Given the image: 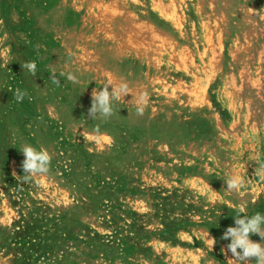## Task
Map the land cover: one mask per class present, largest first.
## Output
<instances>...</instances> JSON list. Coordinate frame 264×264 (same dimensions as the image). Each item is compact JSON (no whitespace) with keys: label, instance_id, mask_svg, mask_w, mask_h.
Here are the masks:
<instances>
[{"label":"rangeland","instance_id":"rangeland-1","mask_svg":"<svg viewBox=\"0 0 264 264\" xmlns=\"http://www.w3.org/2000/svg\"><path fill=\"white\" fill-rule=\"evenodd\" d=\"M108 80L132 92L88 119ZM25 143L53 159L21 184ZM261 165L264 0H0V264H238L221 237L264 214Z\"/></svg>","mask_w":264,"mask_h":264},{"label":"clouds","instance_id":"clouds-1","mask_svg":"<svg viewBox=\"0 0 264 264\" xmlns=\"http://www.w3.org/2000/svg\"><path fill=\"white\" fill-rule=\"evenodd\" d=\"M21 68L23 72H27L32 76L37 75V64L35 61H24L21 63ZM60 75L65 76L73 84L79 83V78L75 73L61 72ZM49 78L54 85L60 86V80L56 75L55 68H52ZM110 87L111 90H109ZM131 92L132 90L127 81L114 83L112 80H108L102 89L92 91L88 119L107 122L117 114L114 102L120 101L121 98ZM27 95V91L19 88L13 93L14 99L18 103L23 102ZM149 99V94L146 91L138 95L135 108L137 117L144 116ZM95 132L99 133V128L95 129ZM92 139L97 143L100 142L99 135H94ZM20 152L24 157L21 161L23 175H17L21 184L30 183L36 177H44L49 174L53 155L47 148H37L32 144L25 143L21 146ZM259 174L261 179H264V165L260 166ZM36 182L38 184L42 183L39 180ZM224 182L226 190L230 192L240 190L245 186V180L240 175L228 176ZM233 219L234 226H228L221 237L223 240H230V243L227 244V251H230L232 259L237 261L238 264H249V262L264 264V214L256 212L248 215L245 212V206L242 205L235 209ZM253 235H258L260 241L257 242L251 239Z\"/></svg>","mask_w":264,"mask_h":264}]
</instances>
